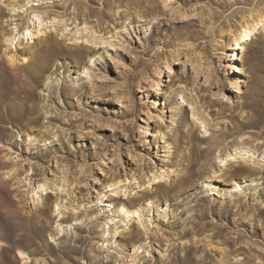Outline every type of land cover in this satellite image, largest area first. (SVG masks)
Returning <instances> with one entry per match:
<instances>
[{
    "label": "rangeland",
    "instance_id": "374dc122",
    "mask_svg": "<svg viewBox=\"0 0 264 264\" xmlns=\"http://www.w3.org/2000/svg\"><path fill=\"white\" fill-rule=\"evenodd\" d=\"M0 8V264H264V0Z\"/></svg>",
    "mask_w": 264,
    "mask_h": 264
},
{
    "label": "bare ground",
    "instance_id": "6f19581e",
    "mask_svg": "<svg viewBox=\"0 0 264 264\" xmlns=\"http://www.w3.org/2000/svg\"><path fill=\"white\" fill-rule=\"evenodd\" d=\"M1 12H3V11L0 8V13ZM35 17H37L40 20V16H38V15L36 16L35 15ZM262 20L264 21V19H262ZM24 21H25V23H22V24H19V25L17 24V26L15 27V29H18L19 32L20 31H22V32L27 31V27L24 25L28 21L27 17H25V20ZM11 35H13V34L11 33ZM243 36L246 37L247 35L244 34ZM1 39H3V40H1ZM13 39H14V35H13V38L12 37L10 38V36L9 37H6V38L4 36L3 37L0 36V40L1 41H4L5 43H8L9 45H12V40ZM14 61L15 60H14L13 56H10V61H8L9 65L13 66ZM25 78H27V77L25 76ZM18 85H19V87H23V83L22 82L19 83ZM246 144H247L246 142H242V146L239 148V151L245 153L246 155L249 154V153H252L253 155H255L257 153V150L258 149L256 148V149L252 150L250 148H246ZM236 155L240 156L239 153H237ZM260 155H261V153H259L258 156H260ZM20 167H22V166H20ZM6 175L8 176L9 181L12 180L13 178H15L17 176L15 170H13L12 173H6ZM22 210H23L22 207L19 204H17V206H16V212L18 214L22 215ZM31 222L33 223V221H31ZM18 257L20 259H23V258H25V255L22 252L18 251Z\"/></svg>",
    "mask_w": 264,
    "mask_h": 264
}]
</instances>
